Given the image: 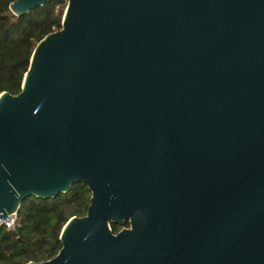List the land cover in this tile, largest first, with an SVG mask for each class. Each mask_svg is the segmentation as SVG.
I'll return each mask as SVG.
<instances>
[{
  "label": "water",
  "instance_id": "1",
  "mask_svg": "<svg viewBox=\"0 0 264 264\" xmlns=\"http://www.w3.org/2000/svg\"><path fill=\"white\" fill-rule=\"evenodd\" d=\"M74 182L26 264H264V0H67L0 93V218Z\"/></svg>",
  "mask_w": 264,
  "mask_h": 264
},
{
  "label": "trees",
  "instance_id": "2",
  "mask_svg": "<svg viewBox=\"0 0 264 264\" xmlns=\"http://www.w3.org/2000/svg\"><path fill=\"white\" fill-rule=\"evenodd\" d=\"M0 0V93L19 92L35 45L48 33L61 28L67 0H51L15 16L9 3ZM90 192L74 182L65 193L53 198L26 197L17 212L19 225L14 230L0 228V264H26L55 255L61 247L60 231L71 216H82ZM124 225L111 224L113 232Z\"/></svg>",
  "mask_w": 264,
  "mask_h": 264
},
{
  "label": "built area",
  "instance_id": "3",
  "mask_svg": "<svg viewBox=\"0 0 264 264\" xmlns=\"http://www.w3.org/2000/svg\"><path fill=\"white\" fill-rule=\"evenodd\" d=\"M6 219L0 218V228L5 227L8 230H14L18 225L17 213L9 214Z\"/></svg>",
  "mask_w": 264,
  "mask_h": 264
}]
</instances>
